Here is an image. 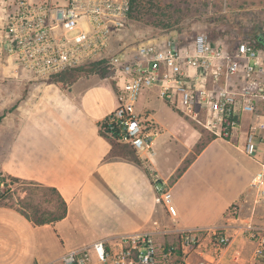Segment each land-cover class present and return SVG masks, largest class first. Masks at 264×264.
Listing matches in <instances>:
<instances>
[{"label": "built area", "instance_id": "built-area-1", "mask_svg": "<svg viewBox=\"0 0 264 264\" xmlns=\"http://www.w3.org/2000/svg\"><path fill=\"white\" fill-rule=\"evenodd\" d=\"M0 1L5 10L0 48L15 76L52 81L65 72L103 63L115 80L117 105L102 122L101 132L149 164L160 128L136 114L135 106L143 92L154 91L215 140H235L258 165L250 187L254 204L263 206L264 219V44L257 34L233 50L199 33L184 40L170 36L143 43L129 53L118 48L116 38L129 23L131 0ZM260 32L264 37V28ZM151 180L159 204L174 217L168 183L154 174ZM241 203L230 205L224 225L175 232V243L166 246L156 242L161 231L152 222L151 230L98 240L48 264H190V254L200 258L198 264H218L233 236L228 224L255 243L248 264H264V228L254 223L255 207L244 220Z\"/></svg>", "mask_w": 264, "mask_h": 264}, {"label": "crops", "instance_id": "crops-1", "mask_svg": "<svg viewBox=\"0 0 264 264\" xmlns=\"http://www.w3.org/2000/svg\"><path fill=\"white\" fill-rule=\"evenodd\" d=\"M4 15L0 5V28ZM5 61L0 48V175L55 189L66 203V215L38 225L16 208L0 205V264H48L98 240L151 230L152 222L161 231L156 242L166 246L175 243V232L224 225L225 213L239 200L244 220L255 207L254 223L264 228L263 206L254 204L250 187L254 173L246 172L244 164L227 151L233 144L241 152L235 140L214 139L212 144L221 156L230 158L220 179L208 177L205 158L188 165L172 181L198 136L195 131L188 133L187 119L154 91L143 92L135 106L136 114L154 120L160 128L154 161L146 168L123 155L124 150L101 132L102 122L117 105L115 82L95 75L64 83L31 80L27 74L15 76ZM152 98L172 112L174 123L164 127L146 109ZM163 133L167 139H162ZM173 136L182 140L174 144L183 151L176 152V161L165 168L162 158L171 152L166 146ZM152 174L170 184L174 217L159 204ZM236 227L228 224L233 236L218 264H248L253 256L255 243ZM188 261L198 264L200 258L190 254Z\"/></svg>", "mask_w": 264, "mask_h": 264}, {"label": "rangeland", "instance_id": "rangeland-1", "mask_svg": "<svg viewBox=\"0 0 264 264\" xmlns=\"http://www.w3.org/2000/svg\"><path fill=\"white\" fill-rule=\"evenodd\" d=\"M131 2L132 9L127 28L116 38L118 48H123L129 53L134 52L140 44L165 40L170 36L184 40L190 36L205 33L211 41L221 42L230 50H233L240 41L251 39L256 34L258 42L263 36L260 29L264 24V0H131ZM5 65L9 66L7 63ZM94 75L102 78L97 74ZM105 76L106 79L115 82L110 72H107ZM146 109L150 110L155 117H159L164 127L172 120L174 123L172 112L168 111L161 101L155 98L150 99ZM185 121L188 125V133L195 131L198 141L191 146V152L179 169H186L195 161L204 162L206 158V174L211 179H220L224 166L230 158L216 152V148H213L212 145L215 144V140L210 134L199 125L189 120ZM167 138L168 134L163 133L162 139ZM170 141L172 145L167 143L168 147L166 146V148L172 150L162 158L165 168L176 161L178 158L176 152L183 151L180 145L174 144L182 141L181 139H176L173 136ZM116 146H119L120 150H124L123 155L148 168L147 164L129 148L119 144ZM164 147L165 145L161 147V153L165 151ZM227 151L232 158L244 164L245 170L249 174L258 170V165L239 152L233 144L231 147H227ZM1 178L5 180L8 187L12 188L14 196L22 200L23 205H26V207L23 206V209L31 217H33L35 209L38 210V215L42 214L45 217H48L49 214H58L61 211L55 195L45 188L18 179L11 183V177L7 176L0 175Z\"/></svg>", "mask_w": 264, "mask_h": 264}, {"label": "trees", "instance_id": "trees-1", "mask_svg": "<svg viewBox=\"0 0 264 264\" xmlns=\"http://www.w3.org/2000/svg\"><path fill=\"white\" fill-rule=\"evenodd\" d=\"M131 9H132V2H131ZM263 28H264V24L262 25L261 29ZM107 72L108 70L105 68L103 63L91 64V65H88L82 68L74 69L69 72L60 74L56 76L51 82H57V83L72 82L76 77L94 75V74H97L102 78H105L106 77L105 74H107ZM184 171L185 169H178L173 180L178 179ZM10 181L12 183V182L17 181V179L10 178ZM40 187L45 188L47 191H50L52 194L55 195L57 203L61 209V211L58 214H55V215L49 214L48 217H45L42 214L38 215V212H37L38 210L35 209L33 210L34 215L33 217H31L23 209L24 208L23 206L26 207V205H23L22 200H19L18 198L14 196V193L13 191H11V188L7 186V184L5 183V180H3L2 178L0 179V205L16 208L17 210L21 211L22 214H24L26 217H28L35 224H38V225H43V224L62 220L66 215V203L63 201V199L60 197V195L55 189L48 188V187H42V186ZM17 206L20 208H18Z\"/></svg>", "mask_w": 264, "mask_h": 264}, {"label": "water", "instance_id": "water-1", "mask_svg": "<svg viewBox=\"0 0 264 264\" xmlns=\"http://www.w3.org/2000/svg\"><path fill=\"white\" fill-rule=\"evenodd\" d=\"M259 42L264 44V37L263 36L260 38Z\"/></svg>", "mask_w": 264, "mask_h": 264}]
</instances>
